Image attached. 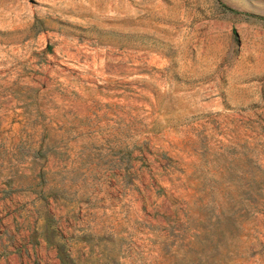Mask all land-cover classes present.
<instances>
[{
  "label": "rangeland",
  "instance_id": "1",
  "mask_svg": "<svg viewBox=\"0 0 264 264\" xmlns=\"http://www.w3.org/2000/svg\"><path fill=\"white\" fill-rule=\"evenodd\" d=\"M0 264H264V0H0Z\"/></svg>",
  "mask_w": 264,
  "mask_h": 264
}]
</instances>
